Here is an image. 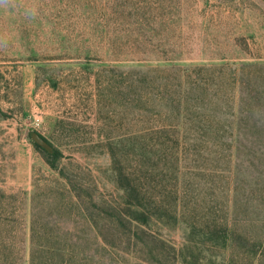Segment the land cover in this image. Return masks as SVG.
Returning <instances> with one entry per match:
<instances>
[{
	"label": "rangeland",
	"instance_id": "1",
	"mask_svg": "<svg viewBox=\"0 0 264 264\" xmlns=\"http://www.w3.org/2000/svg\"><path fill=\"white\" fill-rule=\"evenodd\" d=\"M42 5L20 44L0 51V264H29L34 204L43 223L77 237L90 264H183L190 231L164 216L177 207L185 222L197 214L233 231L225 248L202 245V264H264V152L194 153L176 146L177 133L154 132L167 122L154 96L179 76L154 70L172 68L222 69L232 120L264 126V0ZM32 132L50 148H37ZM128 181L165 199L164 210L145 205L147 224L130 221Z\"/></svg>",
	"mask_w": 264,
	"mask_h": 264
},
{
	"label": "trees",
	"instance_id": "2",
	"mask_svg": "<svg viewBox=\"0 0 264 264\" xmlns=\"http://www.w3.org/2000/svg\"><path fill=\"white\" fill-rule=\"evenodd\" d=\"M154 71L164 72L167 75H179L174 76L177 84L170 81V76H166L165 83H160L159 93L154 96L158 117L167 121H164V125L155 127L154 132L157 136H170L175 132L177 133L176 146L182 147V144L187 146L188 143V150L191 149L194 153L206 152L212 147V151L216 149L217 152L233 150L234 155L238 156L250 154L258 156V152H264V139L252 137L255 133H264V126L252 124L243 118L239 121L232 120L233 113H235L234 98L230 95L232 90L228 83L217 76L222 72V69L198 67L193 70L174 71L172 68L155 69ZM194 71L198 72L194 73ZM202 73H205V76ZM232 75L231 84H234L237 79L234 74ZM228 110L229 117L221 121L220 116ZM212 117L215 120H210ZM191 133L193 137H191ZM228 136L232 137L233 146L226 143L225 140L228 139ZM188 140L193 143L190 144ZM36 147L42 149L38 145ZM60 158L61 153L55 150L54 159ZM239 166L241 164L238 162L236 169ZM52 167L57 168L53 164ZM235 180L234 178V183ZM126 192L128 195L127 211L132 214L131 220L129 219L132 222L149 223L153 211L150 208L146 210V204L151 203L153 208L158 211L159 208L164 210L161 206L164 198L148 196L143 187L138 185V181L136 183L134 181L133 184L128 181ZM179 208L177 207V209ZM177 209L175 211L166 210L164 216L177 224L185 225L190 231L191 239L189 238L186 245H182L179 253L183 264H202L205 259L202 246L204 243L225 248L229 241L233 242L234 234L228 221L217 225L214 223L211 226L209 224L203 226L200 223L201 216L193 213L195 221L185 222L179 217ZM194 210L197 211L196 208ZM31 215L29 264H90V257L84 252L85 248L78 244V239L72 232L68 230L67 234L57 232L59 227L56 221L51 226L49 223H43L35 204L32 207ZM73 224L74 222L71 226ZM151 252H153L152 249H150V254ZM152 258L156 264H160L158 259Z\"/></svg>",
	"mask_w": 264,
	"mask_h": 264
},
{
	"label": "clouds",
	"instance_id": "3",
	"mask_svg": "<svg viewBox=\"0 0 264 264\" xmlns=\"http://www.w3.org/2000/svg\"><path fill=\"white\" fill-rule=\"evenodd\" d=\"M42 7V0H0V51L20 44L23 28L41 19Z\"/></svg>",
	"mask_w": 264,
	"mask_h": 264
},
{
	"label": "water",
	"instance_id": "4",
	"mask_svg": "<svg viewBox=\"0 0 264 264\" xmlns=\"http://www.w3.org/2000/svg\"><path fill=\"white\" fill-rule=\"evenodd\" d=\"M32 140L35 142L36 145H38L39 147L43 148V149H49L50 145L48 144V142L37 132H32L30 134Z\"/></svg>",
	"mask_w": 264,
	"mask_h": 264
}]
</instances>
